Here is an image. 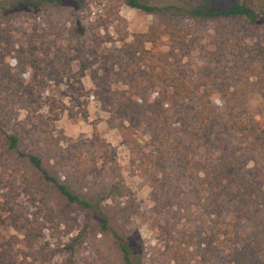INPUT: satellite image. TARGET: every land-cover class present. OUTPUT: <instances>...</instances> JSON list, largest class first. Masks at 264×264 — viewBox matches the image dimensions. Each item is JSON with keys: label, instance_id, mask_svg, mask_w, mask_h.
<instances>
[{"label": "trees", "instance_id": "trees-1", "mask_svg": "<svg viewBox=\"0 0 264 264\" xmlns=\"http://www.w3.org/2000/svg\"><path fill=\"white\" fill-rule=\"evenodd\" d=\"M95 2L101 13L89 27L81 17L85 0H0V60L15 56L20 69L39 64L51 52L65 60L56 47L61 40L86 72L100 61L99 49L89 45H99L101 31L110 36L113 24L121 23L120 6L153 16L147 32L131 43L122 39L124 57L115 59L118 72L93 70L92 79L111 98L114 115L128 130L151 131L156 147L151 164L179 209H193L191 223L214 217L207 235L203 225L179 237L170 230L168 254L178 247L176 254L185 259V244L205 264L219 254H225L226 264H264V45L249 42L253 34L264 36V0ZM195 54L202 62L190 68L185 60ZM114 78L125 87L119 97L112 88ZM256 95L262 104L252 109ZM7 127V116L0 114V167L25 169L24 177L36 183L47 207L65 215L73 207L90 213L122 264H147L134 228L139 209L128 189L114 181L113 166L100 164L96 151L87 159L77 157L75 164L43 149L25 152ZM96 138L94 145L110 160V147ZM76 247L77 237L67 248L71 255Z\"/></svg>", "mask_w": 264, "mask_h": 264}, {"label": "rangeland", "instance_id": "rangeland-1", "mask_svg": "<svg viewBox=\"0 0 264 264\" xmlns=\"http://www.w3.org/2000/svg\"><path fill=\"white\" fill-rule=\"evenodd\" d=\"M85 1L87 8L81 17L90 27L98 21L96 13H101V7L95 0ZM119 17L121 23L113 24L110 36L102 30L100 44L89 45L99 49L100 61L93 62L92 69L86 72L74 60L76 53L61 40L56 47L64 51L65 60L51 52L49 58H39V64L20 69L15 56L2 58L0 114L7 116V131L21 139L20 149L25 152L43 149L59 160L75 164L77 157L87 159L96 151V156L102 158L100 164L108 163V169L113 166L114 181L128 189L139 209L134 228L141 239L137 248L147 264H170V257L176 259L172 264H205L194 247L185 244H181L185 259L176 254L178 247L169 256L170 230L179 237L191 233L196 225H203V235H207L214 217L204 216L191 223L189 216L193 209H179L165 179L151 164L156 150L151 131L136 127L128 130L129 125L114 115L111 98H105L101 87L92 79L93 70L104 75L113 68L116 74L115 59L124 57L122 39L133 42L154 21L153 16L126 5L119 7ZM249 42L252 46L264 45V36L253 34ZM185 61L190 68H196L202 58L195 54ZM7 72L11 75L9 79L3 77ZM112 85L115 96L119 97L125 89L121 80L114 78ZM261 104L260 96L252 97V109ZM124 134L128 135L127 140ZM96 137L106 148L110 147V160L94 145ZM24 175L25 169L18 171L12 164L0 167V264H122L114 244L99 233V222L90 213L73 207L65 215L47 207L36 183ZM180 197L191 203L184 194ZM76 237L77 247L71 255L67 248ZM226 261L225 254H219L216 260L206 264H226Z\"/></svg>", "mask_w": 264, "mask_h": 264}]
</instances>
